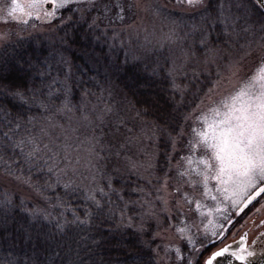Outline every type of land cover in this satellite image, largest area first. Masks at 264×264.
<instances>
[{
  "label": "trees",
  "instance_id": "1",
  "mask_svg": "<svg viewBox=\"0 0 264 264\" xmlns=\"http://www.w3.org/2000/svg\"><path fill=\"white\" fill-rule=\"evenodd\" d=\"M132 2L95 0L94 7L83 4L86 8L82 7L80 11L76 10V5L68 6L61 10L55 28L13 38L1 45L0 203L10 198L11 211L0 208V264L7 260H15L16 264H161L157 255V233L161 228L158 219L162 215H156L155 210H158L160 204L153 201L155 190L148 186L147 181L123 169L126 153L119 151L120 141L113 139L110 134H126L131 126L147 130L151 121L160 122L170 114L171 119L153 137L156 154L152 184L160 187L165 173L174 175L175 163L187 153L186 145L192 134L193 117L187 121L184 117L192 113L201 104V100L208 96L209 88H213L219 79L217 73L223 62L210 67V73L178 77L177 82L184 89L183 96L173 91L166 72L153 75V68L158 63L156 59L134 60L119 45L111 42L110 34L114 29L134 21L135 9L127 8ZM209 2L214 9L219 0ZM224 2L231 4V13L239 17V26L247 21L255 25L264 24V11L255 0ZM117 4L125 6L124 21L117 19L120 12ZM216 36L214 33L213 42L222 47L220 53H225L224 56L241 52V35L230 44H225L226 38L223 35L218 39ZM194 49L203 58L204 50L199 44H195ZM45 60L52 66L51 76L39 75L46 66ZM103 69L111 77L105 76ZM66 76L71 87L72 102L76 105L71 112L104 109L114 102L108 88L115 86L117 92L113 96L123 115H118L120 118L115 122L111 120L110 126L104 130L105 135L108 134V150L103 154L95 184L92 185L81 174L67 168L68 161L63 150L55 134L50 133L53 128L65 122L64 114L67 111L56 112L63 97H53L55 104L46 114L50 119H44L41 118L42 110L36 107L29 110L7 94L9 87L24 84L43 89L45 96L42 98L46 99V85L53 77L64 81ZM55 87L63 89L64 85L58 83ZM81 101L84 102L83 106H80ZM5 110L11 115H6ZM137 110L142 112V117L136 115ZM21 111L26 115L35 114L37 121L33 124L21 121V127L11 131L16 128L14 117ZM9 120L12 123H8ZM181 129L183 136L178 137ZM4 132H8L12 139L4 136ZM169 133L172 137H178L175 151ZM29 134L37 138L41 148L37 157L31 161L13 144V141ZM50 166H53L52 171H49ZM109 178L111 188L108 186ZM69 182L75 186V191L65 190L64 184ZM5 184H17L32 197L18 192L9 193ZM99 188H103L104 192L101 193ZM89 190L101 202L102 209H97L87 199ZM25 208L29 211L38 209L41 215L33 221L28 212L24 211ZM110 209L114 215L110 214ZM121 210L125 214L124 224L120 220ZM150 210L154 215L148 214ZM86 211L92 212L90 225L81 224L73 215L75 212L80 220H84ZM44 213L49 214L47 220L43 218ZM127 217L132 218V227L126 226ZM163 218L168 222V216ZM141 223L144 231L138 232ZM58 224L64 226L63 231ZM22 226L32 233L31 240L26 239ZM142 241L149 246L146 247Z\"/></svg>",
  "mask_w": 264,
  "mask_h": 264
},
{
  "label": "snow or ice",
  "instance_id": "2",
  "mask_svg": "<svg viewBox=\"0 0 264 264\" xmlns=\"http://www.w3.org/2000/svg\"><path fill=\"white\" fill-rule=\"evenodd\" d=\"M176 3L181 7L199 11L200 19L198 23L191 26V32L187 36L194 38V44L188 49L181 48L180 54L177 55L172 46L177 43L175 30H170L165 33L157 41L158 49L163 52L165 49L168 55L164 61L157 63L153 68V75H159L161 71L166 72L169 78L173 91L180 92L183 96L184 89L177 82L178 77L186 75V67L189 61L196 55L194 50L195 44H199L204 50L205 63H215L217 55L223 50L221 46L214 44L213 34L216 33L218 39L220 35L225 37V44H230L233 39L240 38V30H238L239 17L231 13V4L219 0L213 9L209 0H176ZM256 3L264 8V0H256ZM77 5V11H80V5L87 4L89 7L95 6V0H10V3L0 4V20L7 18L5 22H16L27 24L29 20H41L54 18L57 11L68 7L69 5ZM120 12L117 19L124 21L125 6L117 4ZM138 0H133L127 5L129 10L139 8ZM160 5H156L153 11L156 15L161 13ZM95 24V20H93ZM252 26L249 25L242 29L243 32H250ZM261 31L264 32V24L261 25ZM187 36L185 38H187ZM7 36H0V40H6ZM256 44L261 50H264V35L260 36L259 41H246L245 55L249 54L253 44ZM139 59V57H133ZM46 65L39 72L41 76H51V64L45 60ZM232 76H236L239 72V62L234 61L229 65ZM219 75V73H217ZM68 77L64 81L53 77L50 83L46 85V99L43 89H36L24 84H16L7 90V94L20 104L27 106V109L36 107L41 111V118L50 119L46 116L52 110L55 104L53 97L63 99L60 101V106L56 108V112H71L76 105L71 99V87L67 83ZM63 84V89L55 87L56 84ZM220 86V81L217 80L213 88H209V97L214 91V88ZM81 101L80 106H83ZM204 103L203 100L200 102ZM106 112H111V108H106ZM146 111V110H144ZM196 111L195 121L200 125L191 129V137L187 141V154L180 156L182 164H177V174L183 179V182L192 188L199 186L202 189L201 195L210 198L217 202L216 211H220V205L225 202H231L232 205L243 204L247 207L256 197L264 193V57L253 70L252 74L243 80L233 91L223 95L218 102H213L212 106L206 111L200 110L199 106L189 113L184 119L187 121L192 118ZM6 115H11L5 110ZM136 115L142 117V112L137 110ZM16 128L11 131H16L21 127V121H26L28 124H33L37 121V116L26 115L25 112H17L15 117ZM83 119L88 120V114H83ZM102 119V117H101ZM171 119L170 114L160 122L155 120L148 124V131L151 132L150 139L156 136L158 129ZM8 123H12L11 120ZM43 131V129H42ZM4 136L12 139L8 132H4ZM183 136V130L178 133V137ZM178 137H172L169 133V138L172 142V149H176V141ZM14 147L19 149L29 161L37 157V153L41 151L40 144L37 138L29 134L18 140L13 141ZM28 148L25 151V148ZM46 147V146H45ZM55 155V154H54ZM171 159V157H169ZM149 168L152 164L149 163ZM53 170V166L49 167V171ZM61 171H64L61 169ZM108 186L111 188V178H109ZM168 187V175L165 173L163 183L159 190H166ZM64 188L68 192L75 191L76 188L71 182L65 183ZM101 193L103 188L98 189ZM142 191V190H141ZM179 192L180 188L177 187ZM167 208L168 201L163 197H158ZM87 199L91 200L97 209H102L103 205L96 199L94 192L88 191ZM123 199V197H121ZM192 203L193 201H189ZM11 199L9 198L4 203H0V208H5L6 211H11ZM197 210L201 209L202 205L199 201H195ZM127 208V202H125ZM24 211L28 212L33 221L41 215L40 210H31L27 208ZM111 215L114 213L109 210ZM212 209L208 210V215H212ZM149 215H154L151 210ZM47 213L43 214L45 220L48 219ZM73 215L81 224L90 225L92 212L86 211L84 220H80L79 216ZM121 224L125 223L124 210L120 213ZM211 223V221H210ZM63 231V225H57ZM127 227H132V218L127 217ZM23 228V226H22ZM26 239H32V233L28 228H23ZM138 232H143V224L137 228ZM179 232L184 233V228H179ZM215 235V233H213ZM49 239V238H46ZM143 242V241H142ZM146 247L149 245L143 242ZM229 248H222L220 251L214 252L206 261V264H213L217 257H222ZM58 255V253H57ZM157 255L159 253L157 252ZM231 255L235 256L240 264H251L249 258L254 257L255 253L248 251L243 245L238 251H233ZM4 264H16L15 260H7ZM74 264V262H69Z\"/></svg>",
  "mask_w": 264,
  "mask_h": 264
},
{
  "label": "rangeland",
  "instance_id": "3",
  "mask_svg": "<svg viewBox=\"0 0 264 264\" xmlns=\"http://www.w3.org/2000/svg\"><path fill=\"white\" fill-rule=\"evenodd\" d=\"M138 2L140 7L135 9L134 21L114 29L110 34L111 42H115L130 56L139 57L137 60L152 61L156 59L158 63L163 62L169 53L167 49L161 52L158 49L157 41L170 30L174 29L178 38L177 43L172 46L177 55L180 54L181 48L188 49L193 46L194 38L187 34L191 32V26L199 22V11L181 7L176 3V0H138ZM4 3H10V0H0V4ZM156 5L162 6L159 15L153 11ZM69 6H75V4ZM79 7L80 10L86 8L83 4ZM61 10L57 11L56 16L60 14ZM6 19L5 17L4 20H0V36H7L6 40H0V47L13 38L51 30L55 28L56 24L54 18L45 19L42 17L41 20L33 18L27 24L5 22ZM249 25L252 26L251 31L243 32L242 29ZM237 27L241 33L242 45L250 40L259 41L260 36L264 35L261 25L251 24L248 21ZM186 36L187 38H185ZM245 51V48L242 47L241 52L229 53L230 56L219 53L215 63L206 64L204 56L202 58L201 54L195 50L196 55L189 61L185 69L186 75L183 76L210 73V67L223 62L221 70L218 71L220 86L214 88L211 96H207L203 100L204 103L199 105L200 110L206 111L214 101L218 102L223 95L233 91L252 74L261 58L264 57V50L257 47L255 43L248 50L249 54L245 55ZM234 61L239 62V72L236 76H232L229 67ZM102 73L105 76L111 75L106 69H103ZM110 84L114 85V83ZM108 92L113 98L112 104L106 105L102 110L67 112L64 114L65 122L50 131L55 134L56 140L63 150L68 161L67 168L74 173L81 174L91 185L95 184L103 154L108 150L106 147L108 146L106 141L108 134L105 135L104 130L110 126L111 120L115 122L120 118L118 115L123 116L120 114L118 101L113 96L117 92L116 87H109ZM110 107L111 112H106L105 109ZM85 112L88 114V120L83 119ZM198 114L199 111H196L195 115ZM195 115L192 118V124L193 127H199L200 125L195 121ZM110 136L118 142L120 141L119 151L122 150L126 153L123 157V169L131 175L147 181L148 186H151L153 191L155 190L153 201L160 204L157 207L158 210H155L157 211L156 215H162L161 219H158L161 228L157 233L158 258L161 264H206L214 252L239 242L244 234H247V238L241 241L240 247L243 245L248 251H251L255 245H264V193L256 197L247 207H244L243 204L234 206L231 202H225L220 205L221 210L216 211L218 206L216 201L201 195L202 189L199 186L192 188L178 176L176 166L178 163L182 164V161L175 163L176 173L172 176L168 175L167 189L159 190L160 187L152 184L156 150L153 138H149L150 132L143 127L131 126L127 129L126 134H110ZM149 163L152 164L151 168L148 167ZM5 186L9 193L18 192L32 197L30 193L29 196L27 195L28 191L17 184H5ZM177 187L180 188L179 192L176 191ZM158 197H163L168 201L167 208ZM195 201L201 203V209L197 210ZM209 209L213 210L212 215H208ZM163 216H168L166 219L168 222ZM179 228H184L185 232H179ZM226 228L227 230H225ZM257 235L260 236L257 237ZM238 250L235 249L232 252ZM190 252L194 254H190Z\"/></svg>",
  "mask_w": 264,
  "mask_h": 264
},
{
  "label": "water",
  "instance_id": "4",
  "mask_svg": "<svg viewBox=\"0 0 264 264\" xmlns=\"http://www.w3.org/2000/svg\"><path fill=\"white\" fill-rule=\"evenodd\" d=\"M262 9L264 11V8H262ZM56 18H58V17H56ZM235 249H236L235 247H233L231 250L229 249V254L228 253L224 254V256L220 257L221 259H218V260H216L217 259L216 258L213 264H240V261H238L235 256L231 255L232 250H235ZM252 249H251V251L253 252ZM223 259H225V260H223ZM249 260H250L251 264H262V261L258 256L250 257Z\"/></svg>",
  "mask_w": 264,
  "mask_h": 264
},
{
  "label": "flooded vegetation",
  "instance_id": "5",
  "mask_svg": "<svg viewBox=\"0 0 264 264\" xmlns=\"http://www.w3.org/2000/svg\"><path fill=\"white\" fill-rule=\"evenodd\" d=\"M258 236H260V235H257V237ZM243 238H244V240L247 238V234H244L243 235ZM240 243H241V241H239V242H236V243H233L232 245H229V246H227V248H229L230 250L233 248V247H235L236 249H239L240 248ZM253 252L256 254L255 256H258L260 259H261V261H262V264H264V246H254L253 247ZM229 254V252H226L225 254ZM212 256V255H211ZM210 256V257H211ZM218 259H221L220 257H217V259L216 260H218ZM215 261V260H214ZM214 261H213V263H214Z\"/></svg>",
  "mask_w": 264,
  "mask_h": 264
}]
</instances>
